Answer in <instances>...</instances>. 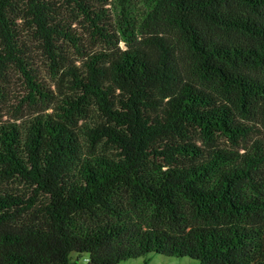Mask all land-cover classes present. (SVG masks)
Returning a JSON list of instances; mask_svg holds the SVG:
<instances>
[{
	"label": "trees",
	"instance_id": "trees-1",
	"mask_svg": "<svg viewBox=\"0 0 264 264\" xmlns=\"http://www.w3.org/2000/svg\"><path fill=\"white\" fill-rule=\"evenodd\" d=\"M152 255L264 264V0H0V264Z\"/></svg>",
	"mask_w": 264,
	"mask_h": 264
},
{
	"label": "rangeland",
	"instance_id": "rangeland-1",
	"mask_svg": "<svg viewBox=\"0 0 264 264\" xmlns=\"http://www.w3.org/2000/svg\"><path fill=\"white\" fill-rule=\"evenodd\" d=\"M75 259L76 258L74 257V263L86 264L85 263L86 257L81 258L78 262ZM145 262L147 264H200L198 261L192 260L190 258L178 259V258H168L160 255H152L148 259L141 258L134 261L130 260L122 264H145Z\"/></svg>",
	"mask_w": 264,
	"mask_h": 264
},
{
	"label": "built area",
	"instance_id": "built-area-1",
	"mask_svg": "<svg viewBox=\"0 0 264 264\" xmlns=\"http://www.w3.org/2000/svg\"><path fill=\"white\" fill-rule=\"evenodd\" d=\"M85 263L86 264L89 263V258H86Z\"/></svg>",
	"mask_w": 264,
	"mask_h": 264
}]
</instances>
